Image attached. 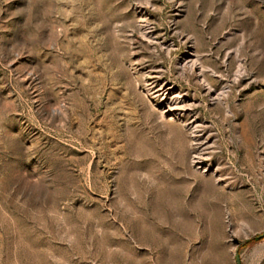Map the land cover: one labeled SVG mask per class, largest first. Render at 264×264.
<instances>
[{
    "label": "rangeland",
    "instance_id": "1",
    "mask_svg": "<svg viewBox=\"0 0 264 264\" xmlns=\"http://www.w3.org/2000/svg\"><path fill=\"white\" fill-rule=\"evenodd\" d=\"M257 234L264 0H0V264H264Z\"/></svg>",
    "mask_w": 264,
    "mask_h": 264
},
{
    "label": "trees",
    "instance_id": "2",
    "mask_svg": "<svg viewBox=\"0 0 264 264\" xmlns=\"http://www.w3.org/2000/svg\"><path fill=\"white\" fill-rule=\"evenodd\" d=\"M263 239H264V234H257L254 237L244 241L242 243V248L255 245L256 243L260 242Z\"/></svg>",
    "mask_w": 264,
    "mask_h": 264
},
{
    "label": "bare ground",
    "instance_id": "3",
    "mask_svg": "<svg viewBox=\"0 0 264 264\" xmlns=\"http://www.w3.org/2000/svg\"><path fill=\"white\" fill-rule=\"evenodd\" d=\"M201 67V66H200ZM202 69V68H201ZM201 72V71H200ZM202 73V72H201ZM204 73V72H203ZM164 95H167L166 97H167V101H168V104H169V108L171 109V108H173L174 106H176L177 105V100H176V98H175V96H171V95H169V92H164L163 93ZM169 95V96H168ZM175 109V108H174ZM172 110V109H171Z\"/></svg>",
    "mask_w": 264,
    "mask_h": 264
},
{
    "label": "water",
    "instance_id": "4",
    "mask_svg": "<svg viewBox=\"0 0 264 264\" xmlns=\"http://www.w3.org/2000/svg\"><path fill=\"white\" fill-rule=\"evenodd\" d=\"M237 264H242V261H241V258H240V256H237Z\"/></svg>",
    "mask_w": 264,
    "mask_h": 264
}]
</instances>
